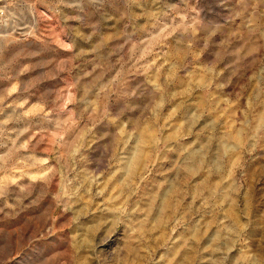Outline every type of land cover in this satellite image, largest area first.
Returning a JSON list of instances; mask_svg holds the SVG:
<instances>
[{
  "label": "rangeland",
  "instance_id": "obj_1",
  "mask_svg": "<svg viewBox=\"0 0 264 264\" xmlns=\"http://www.w3.org/2000/svg\"><path fill=\"white\" fill-rule=\"evenodd\" d=\"M0 264H264V0H0Z\"/></svg>",
  "mask_w": 264,
  "mask_h": 264
}]
</instances>
